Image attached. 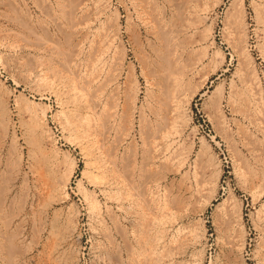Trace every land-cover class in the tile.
<instances>
[{"label":"rangeland","instance_id":"1","mask_svg":"<svg viewBox=\"0 0 264 264\" xmlns=\"http://www.w3.org/2000/svg\"><path fill=\"white\" fill-rule=\"evenodd\" d=\"M263 15L0 0V264H264Z\"/></svg>","mask_w":264,"mask_h":264},{"label":"bare ground","instance_id":"2","mask_svg":"<svg viewBox=\"0 0 264 264\" xmlns=\"http://www.w3.org/2000/svg\"><path fill=\"white\" fill-rule=\"evenodd\" d=\"M241 1H242V0H241ZM186 2H187V1H186ZM151 12H152V11H151ZM137 14H138V13H137ZM263 16H264V15H263ZM176 19H177V18H176ZM194 19H195V18H194ZM161 20H162V19H161ZM190 20H191V19H190ZM192 21H193V20H192ZM192 21H191V22H192ZM238 21H239V20H238ZM238 23H239V22H238ZM234 25H236V23H234ZM234 25H233V26H234ZM172 31H173V30H172ZM174 32H175V31H174ZM245 32H246V31H245ZM240 35H241V34H240ZM243 36H244V35H243ZM244 38H245V37H244ZM241 39H242V38H241ZM173 40H174V39H173ZM243 40H244V39H243ZM164 46H165V45H164ZM103 47H104V46H103ZM165 48H166V47H165ZM166 52H168V51H166ZM102 53H103V52H102ZM157 53H158V52H157ZM167 58H168V57H167ZM167 58H166V59H167ZM167 60H168V59H167ZM176 60H177V59H176ZM250 61H251V60H250ZM165 63H166V62H165ZM247 63H248V62H247ZM154 65H155V64H154ZM168 65H169V64H168ZM243 65H244V64H243ZM158 66H159V65H158ZM170 66H171V65H170ZM171 67H172V66H171ZM162 68H163V67H162ZM163 69L166 70V68H163ZM168 69H170V68H168ZM161 70H162V69H161ZM165 70H163V71H165ZM173 70H174V69H172V71H173ZM168 71H169V70H168ZM172 71H171V72H172ZM252 71H253V70H252ZM165 72H166V71H165ZM244 72H245V71H244ZM169 73H170V72H168L167 74H169ZM173 73H174V72H173ZM175 73H176V72H175ZM182 73H183V72H182ZM185 73H186V72H185ZM198 73H199V72H198ZM251 73H252V72H251ZM251 73H250V74H251ZM164 74H165V73H164ZM171 74H172V73H171ZM180 74H181V73H180ZM175 75H176V74H175ZM162 76H164V75H162ZM162 76H161V77H162ZM166 76H167V75H166ZM182 76H184V75H182ZM249 76H250V75H249ZM154 77H155V76H154ZM159 77H160V76H159ZM167 77H168V76H167ZM176 77H178V76L176 75ZM250 78H251V77H250ZM81 80H82V79H81ZM165 80H166V79H165ZM167 80H168V79H167ZM167 80H166V81H167ZM170 80H171V78H170ZM173 80H174V79H173ZM177 80H178V79H177ZM250 80H251V79H250ZM250 80L248 79V81H250ZM178 81H179V80H178ZM168 82H171V81H168ZM91 83H93V82H91ZM155 83H156V81H155ZM160 83H161V82H160ZM171 83H172V82H171ZM171 83H170V84H171ZM175 83H177L176 80H175ZM180 83H181V82H180ZM185 83H186V82H185ZM89 84H90V83H89ZM162 84H163V83H162ZM181 84H182V83H181ZM179 85H180V84H179ZM166 86H167V87H166ZM166 86L164 85V87H166V90H167V89H168V86L170 87V85H166ZM179 87H180V86H179ZM235 87H236V86H235ZM171 88H172V87H171ZM177 89H178V88H177ZM171 91H173V90H171ZM183 91H184V90H183ZM221 92H222V91H221ZM178 94H179V93H178ZM178 94H177V95H178ZM221 94H222V93H221ZM173 95H175V94H173ZM183 95H184V94H182V96H183ZM175 96H176V95H175ZM178 96H179V95H178ZM178 99H179V98H178ZM178 99H177V100H178ZM36 105H37V104L34 103V104L32 105L33 107L31 108V111H30V112H32V113L34 112L35 115L37 114V112H36ZM166 106H167V105H166ZM94 107H95V106H94ZM172 107H173V106H172ZM176 107H177V106H176ZM258 107H259V106H258ZM32 109H33V110H32ZM93 109H94V108H93ZM88 110H89V109H88ZM94 110L96 111V109H94ZM173 110H174V109H173ZM42 111H43L42 113H43V118H44V117H46L47 109H43ZM215 112H216V111H215ZM34 113H33V114H34ZM156 115H157V114H156ZM157 117H158V116H157ZM34 118H35V117H34ZM99 118H100V117H99ZM101 118H102V117H101ZM35 119H36V118H35ZM41 119H42V118H40V120L38 121V125H39V126H45V123H44V122L41 123ZM178 122H179V121H178ZM93 124H95V123H93ZM177 125H178V124H177ZM181 125H182V124H181ZM36 126H37V125H36ZM88 126H89V125H88ZM81 128H82V127H81ZM41 129H42V128H41ZM168 130H169V129H168ZM157 131H158V130H157ZM180 131H181V130H180ZM174 132H175V131H174ZM181 132H182V131H181ZM95 133H96V131H95ZM50 134H51V133H50ZM50 134H49V132H48L47 135L50 136ZM47 135H46V136H47ZM51 135H52V134H51ZM48 136H47V137H48ZM88 137H89V136H88ZM49 138H50V137H49ZM36 140H37V139H36ZM40 140H41V139H40ZM53 142H54V141H53ZM55 142H56V141H55ZM38 151H39V150H38ZM55 151H56V150H55ZM146 152H147V151H146ZM210 156H211V155H210ZM184 161H185V160H184ZM69 165H70V164H69ZM217 165H218V164H217ZM113 167H114V166H113ZM73 168H75L74 165H73ZM71 171H73V169H72ZM71 171H70V174L67 176V179H66L67 182H68V180L70 179V176H71V174H72ZM118 173H119V172H118ZM214 176H215V175H214ZM220 176H221V171H218V172H217V175H216V179H215V181H216V180L218 181V179L220 178ZM62 184H63V183H62ZM63 185H64V184H63ZM120 185H121V184H120ZM54 187H55V186H54ZM82 192H83V189H82ZM62 193H63V192H62ZM83 193H84V192H83ZM88 195H89V194L85 193L86 199H87V200H91V207H90L91 210H92V211L97 210V208L99 207L98 203H97L95 200H93L94 197H93V198L91 197L92 199H90V197H89ZM64 196H65V195H64ZM135 196H136V195H135ZM132 197H133V196H132ZM89 204H90V203H89ZM139 208H140V207H139ZM143 216H144V215H143ZM149 221H150V220H149ZM161 222H162V221H161ZM139 224H140V223H139ZM158 224H159V223H158ZM151 226H152V225H151ZM194 233H195V232H194ZM159 235H160V234H159ZM190 235H191V234H190ZM137 236H138V235H137ZM156 236H157V235H156ZM155 240H156V239H155ZM159 242H160V241H159ZM178 243H179V242H178ZM140 244H141V243H140ZM163 253H164V252H163ZM160 255H161V254H160ZM130 257H131V256H130ZM121 262H122V261H121Z\"/></svg>","mask_w":264,"mask_h":264}]
</instances>
